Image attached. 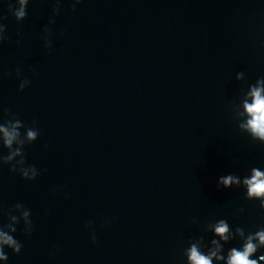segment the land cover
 Wrapping results in <instances>:
<instances>
[{"label":"water","instance_id":"1","mask_svg":"<svg viewBox=\"0 0 264 264\" xmlns=\"http://www.w3.org/2000/svg\"><path fill=\"white\" fill-rule=\"evenodd\" d=\"M52 7L30 0L17 23L0 0L10 38L0 104L40 129L25 151L41 175L0 169V202L24 204L34 227L23 234L22 210L19 224L0 217L23 244L20 255L4 246L7 264H186L190 242L211 247L214 221L246 233L264 225L243 188L217 187L222 175L264 170V145L235 122L247 84L264 77V0H84L76 12L62 0L49 25Z\"/></svg>","mask_w":264,"mask_h":264},{"label":"clouds","instance_id":"2","mask_svg":"<svg viewBox=\"0 0 264 264\" xmlns=\"http://www.w3.org/2000/svg\"><path fill=\"white\" fill-rule=\"evenodd\" d=\"M8 5V12L14 17L17 23H21L27 18V6L30 0H4ZM53 3L52 16L49 17V25L56 23V17L60 14V5L62 0H51ZM84 0H71V11L76 12V6L83 3ZM18 5V7L16 6ZM6 15H0V45L10 39L5 33L7 26L3 21L7 20ZM42 31L51 33V28L45 26ZM17 44L21 43L23 34L17 32ZM45 39V49L51 52V41L47 37ZM34 71V69H30ZM7 75H12L11 72ZM15 76L19 79L22 76L20 67L15 70ZM235 79L237 82L244 83L246 76L243 71L237 72ZM31 81L27 78L20 79L18 85L19 91H24L29 87ZM245 88V87H244ZM241 110L235 113V122L241 133L247 134L253 143L264 145V77H258L254 83L247 84L243 99L240 101ZM37 121L33 120L31 126L24 123L16 113L9 108L0 104V149H6L7 155L0 151V169L9 166V171L18 173L22 179L33 181L41 175V170L33 164L27 162V154L25 146L34 143L40 136V129L36 126ZM23 128L26 136L22 135L20 129ZM48 145H45L47 148ZM19 157V159H17ZM43 171H47L44 169ZM243 188L245 190V199L249 201H259V208L264 215V170L259 167H252L246 175L237 173H228L217 179V187L223 189ZM66 186H61L59 191H64ZM57 189H52V194H56ZM22 210V216L29 225L27 229H22L25 236L31 237L33 232V221L27 219L31 216L30 210L22 203H15L11 207H5L0 202V217L19 224V219L13 213ZM244 208H240L239 212H244ZM49 214V213H45ZM193 223L196 221L193 220ZM109 223V221H105ZM213 239L210 240L211 247L204 244V237L199 236L189 243V246L183 250L186 258V264H214L215 261H222L223 264H264V253L257 257L258 251L264 249V225L258 226L255 232H247L244 228L237 226L235 230L231 228L226 219H219L209 225ZM17 227L13 223H0V260L7 261L8 254L4 251V246H8L13 254L20 255L23 244L18 241L14 235ZM240 237L242 242L240 247H231L225 254L224 244L229 243L236 237ZM91 240L93 244L97 243L95 229H92ZM206 249V251H205ZM256 257V258H254Z\"/></svg>","mask_w":264,"mask_h":264}]
</instances>
